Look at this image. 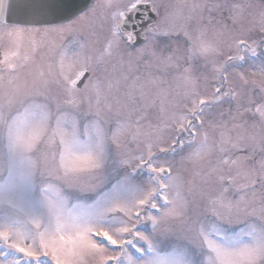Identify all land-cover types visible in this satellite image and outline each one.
<instances>
[{
    "label": "snow or ice",
    "instance_id": "6c2138e0",
    "mask_svg": "<svg viewBox=\"0 0 264 264\" xmlns=\"http://www.w3.org/2000/svg\"><path fill=\"white\" fill-rule=\"evenodd\" d=\"M0 264H264V0H0Z\"/></svg>",
    "mask_w": 264,
    "mask_h": 264
},
{
    "label": "water",
    "instance_id": "95a60500",
    "mask_svg": "<svg viewBox=\"0 0 264 264\" xmlns=\"http://www.w3.org/2000/svg\"><path fill=\"white\" fill-rule=\"evenodd\" d=\"M74 2L77 4H82V3H86L87 0H74Z\"/></svg>",
    "mask_w": 264,
    "mask_h": 264
},
{
    "label": "rangeland",
    "instance_id": "374dc122",
    "mask_svg": "<svg viewBox=\"0 0 264 264\" xmlns=\"http://www.w3.org/2000/svg\"><path fill=\"white\" fill-rule=\"evenodd\" d=\"M165 2H167V0H165Z\"/></svg>",
    "mask_w": 264,
    "mask_h": 264
}]
</instances>
